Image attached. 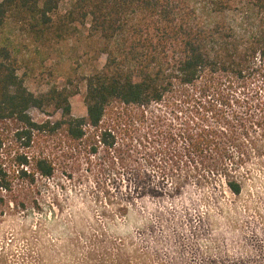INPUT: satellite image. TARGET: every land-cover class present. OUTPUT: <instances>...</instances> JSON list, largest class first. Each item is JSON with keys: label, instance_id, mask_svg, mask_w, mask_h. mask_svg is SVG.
Instances as JSON below:
<instances>
[{"label": "trees", "instance_id": "trees-1", "mask_svg": "<svg viewBox=\"0 0 264 264\" xmlns=\"http://www.w3.org/2000/svg\"><path fill=\"white\" fill-rule=\"evenodd\" d=\"M61 1L0 0V29L11 25L40 51L72 41L76 60L95 62L101 55L105 60L83 74L86 112L74 116L69 102L74 92L53 85L33 93L21 73L24 59L8 39L0 44L1 203L39 209L40 182L52 178L56 168L44 150L32 149L36 138L59 134L78 142L92 130L112 148L110 131L96 132L115 102L134 106L141 118L153 105L174 115L162 141L184 142L183 158L171 170H188L177 176L169 196L179 193L191 175L197 184L240 196L256 177L245 163L255 151L248 148L249 128L264 135V99L258 91L238 96L228 91L257 77L264 81V0H71L63 11ZM31 108L45 117L33 120ZM6 142H21L28 151L5 152ZM7 161L16 168L11 171ZM14 186L18 193L4 198L14 194ZM150 234L146 244L138 236H79L75 248L55 259L29 248L10 249L0 252V264H192L177 256L167 239L164 245ZM194 253L193 261L199 252ZM224 261L264 264L259 257Z\"/></svg>", "mask_w": 264, "mask_h": 264}, {"label": "rangeland", "instance_id": "rangeland-1", "mask_svg": "<svg viewBox=\"0 0 264 264\" xmlns=\"http://www.w3.org/2000/svg\"><path fill=\"white\" fill-rule=\"evenodd\" d=\"M70 1L62 0L59 9L65 10ZM6 39L24 59L21 73L30 91L37 94L53 85L67 86L74 92L69 98L71 113L85 115L82 76L93 65L100 67L104 55L95 62L84 57L76 60L79 53L72 48V41L40 51L11 25L0 29V44ZM250 82L228 93L238 96L258 91V97L264 99L263 78ZM154 106L144 118L134 106L115 102L108 107L96 134L110 131L115 140L112 148L92 130L78 142L59 134L36 138L32 149L44 150L56 171L52 178L40 182L36 193L39 209L20 210L12 202L6 206L0 201V252L29 248L55 259L75 248L79 236H138L146 244L152 233L159 236L154 241L166 245L167 239L171 250L180 258L185 255L192 264L264 259L263 132L249 128L252 145L248 148L255 151L249 152L245 166L256 177L253 183H245L240 196L219 193L210 184H197L193 175L183 180L179 193L169 196L177 176L188 170L184 166L183 171L171 170V165L175 168L176 160L183 158L180 152L184 142L167 138L162 141L172 128L174 115L163 106ZM29 115L37 122L45 117L35 108L29 110ZM228 148L236 153L233 145ZM4 151L22 153L28 149L21 142H6ZM7 167L11 171L16 168L9 161ZM18 189L14 186V194L4 198L14 197ZM4 194L0 191V196ZM195 249L199 253L193 261Z\"/></svg>", "mask_w": 264, "mask_h": 264}]
</instances>
